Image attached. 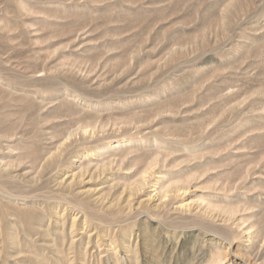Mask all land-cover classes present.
<instances>
[{"label":"rangeland","instance_id":"374dc122","mask_svg":"<svg viewBox=\"0 0 264 264\" xmlns=\"http://www.w3.org/2000/svg\"><path fill=\"white\" fill-rule=\"evenodd\" d=\"M0 264H264V0H0Z\"/></svg>","mask_w":264,"mask_h":264}]
</instances>
